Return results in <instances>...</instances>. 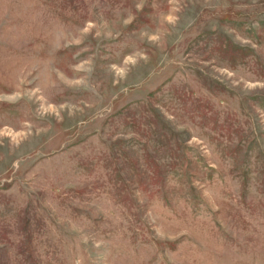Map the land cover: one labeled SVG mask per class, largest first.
<instances>
[{"label": "rangeland", "instance_id": "374dc122", "mask_svg": "<svg viewBox=\"0 0 264 264\" xmlns=\"http://www.w3.org/2000/svg\"><path fill=\"white\" fill-rule=\"evenodd\" d=\"M0 264H264V0H0Z\"/></svg>", "mask_w": 264, "mask_h": 264}]
</instances>
